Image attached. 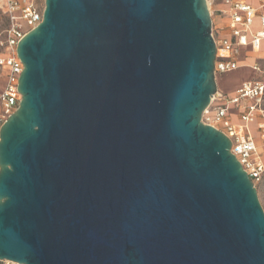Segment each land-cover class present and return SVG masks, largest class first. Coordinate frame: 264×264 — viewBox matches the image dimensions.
I'll return each mask as SVG.
<instances>
[{"label":"water","instance_id":"obj_1","mask_svg":"<svg viewBox=\"0 0 264 264\" xmlns=\"http://www.w3.org/2000/svg\"><path fill=\"white\" fill-rule=\"evenodd\" d=\"M0 129V261L264 264L217 96L206 0H44Z\"/></svg>","mask_w":264,"mask_h":264},{"label":"built area","instance_id":"obj_2","mask_svg":"<svg viewBox=\"0 0 264 264\" xmlns=\"http://www.w3.org/2000/svg\"><path fill=\"white\" fill-rule=\"evenodd\" d=\"M258 2L255 8L246 0H222L223 9L219 14L227 19L229 36L219 37L215 28L212 31L214 75L227 74L239 68L240 48H248L252 59L261 53L264 43V0ZM43 10L44 0H0V11L8 20L0 42V129L17 110L21 100L17 86L23 64L17 56V44L40 24ZM255 20H258L259 29L251 33ZM254 60L250 68L264 78V56ZM202 122L229 138L231 154L251 182H259L264 174V162L258 151L259 147L264 149V79L242 82L229 98L214 96L202 114ZM251 125L255 126L256 137L250 132ZM0 264L19 263L2 260Z\"/></svg>","mask_w":264,"mask_h":264},{"label":"rangeland","instance_id":"obj_3","mask_svg":"<svg viewBox=\"0 0 264 264\" xmlns=\"http://www.w3.org/2000/svg\"><path fill=\"white\" fill-rule=\"evenodd\" d=\"M248 2H251L253 4H256L257 1L255 0H246ZM210 7V16L212 20V31H214L215 25H216V10L222 9V6H220L222 0H207ZM257 7V4L254 6ZM8 26V20L6 15L0 11V42L3 39L4 31ZM259 29L258 20H255L253 23L251 30V33L256 32ZM261 53L259 55H256L254 59H262L264 56V43H262ZM2 52V49L0 47V53ZM253 55L248 51V48H240L238 50V59H239V68L233 72L223 74V75H215V82L217 86V97L220 95L224 98H229L234 90L241 85L242 82L245 81H254V80H263V76L259 73H255L250 68L251 65L254 63V59H252ZM259 62V61H258ZM257 62V63H258ZM261 62H259L260 64ZM2 85V79L0 76V86ZM250 132L253 136H257L256 129L254 125L250 126ZM258 151L261 152V158L264 162V149L258 148ZM258 201L263 209L264 212V174L261 178V180L254 184Z\"/></svg>","mask_w":264,"mask_h":264},{"label":"crops","instance_id":"obj_4","mask_svg":"<svg viewBox=\"0 0 264 264\" xmlns=\"http://www.w3.org/2000/svg\"><path fill=\"white\" fill-rule=\"evenodd\" d=\"M257 1V7H258V0H255ZM248 2V1H247ZM249 4H251L253 7L256 5V4H253L251 2H248ZM220 6H222V9H223V5L220 4ZM222 9H217L216 10V25H215V29H216V32H217V35L219 37H228L229 36V29L227 28L228 24H227V19L225 16H222L219 14V11L222 10Z\"/></svg>","mask_w":264,"mask_h":264},{"label":"bare ground","instance_id":"obj_5","mask_svg":"<svg viewBox=\"0 0 264 264\" xmlns=\"http://www.w3.org/2000/svg\"><path fill=\"white\" fill-rule=\"evenodd\" d=\"M206 2H207V0H206ZM207 7H208V9L210 10V7H209V3L207 2ZM210 12V11H209ZM212 99V98H211Z\"/></svg>","mask_w":264,"mask_h":264}]
</instances>
